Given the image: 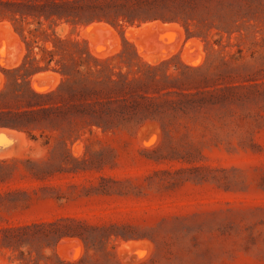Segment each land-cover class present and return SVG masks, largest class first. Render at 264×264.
<instances>
[{"label":"rangeland","instance_id":"1","mask_svg":"<svg viewBox=\"0 0 264 264\" xmlns=\"http://www.w3.org/2000/svg\"><path fill=\"white\" fill-rule=\"evenodd\" d=\"M196 14L189 38L175 21L0 20L8 97L5 71L30 43L36 60L53 61L29 87L57 90L55 62L67 59L58 38L98 59L114 56L123 71L170 61L175 89L215 102L166 119L165 130L146 121L103 132L78 118L29 133L0 128V264H264V0H213ZM78 102L61 93L47 106ZM55 221L77 235L55 246L39 236L3 245L5 228Z\"/></svg>","mask_w":264,"mask_h":264},{"label":"trees","instance_id":"2","mask_svg":"<svg viewBox=\"0 0 264 264\" xmlns=\"http://www.w3.org/2000/svg\"><path fill=\"white\" fill-rule=\"evenodd\" d=\"M212 1L0 0V20L8 19L18 26L27 17H42L47 21L64 20L73 26L101 20L112 24L119 20L130 24L134 21H175L182 22L189 38L192 34L187 28L188 22L193 21L197 15L201 17V14H196L198 7ZM205 9L206 7L203 10ZM14 29L19 28L14 26ZM19 31L22 32L23 29ZM57 41L67 58L55 62L59 66L56 71L63 76L57 90L37 94L29 87V78L36 72L47 70L53 61L52 58L46 60L44 57L36 60L31 55V43L21 64L5 71L6 86L11 88V96H7L8 91L0 92V128L29 133L31 129L39 126L58 129L60 120L78 118L84 124L101 128L103 132L131 129L146 121L159 122L162 130H165L168 126L166 119L173 118L175 114L187 109L196 112L198 108L215 103L210 102V95L208 98L196 97L197 93H184L175 89V84L181 83L175 75L168 73L170 61H162L156 65L142 62L137 64L135 70L128 67L123 71L113 63L114 56L98 59L86 48L79 49L77 41H63L58 38ZM40 51L51 57L52 51ZM40 61L45 63L44 66H39ZM185 69L190 70L188 67ZM61 93L80 102L69 104L64 109L47 106L50 99L60 96ZM74 127L70 123L67 132L71 134L76 131ZM60 144L64 147L63 142ZM27 163L35 165L29 161ZM39 172L43 173L40 170L37 173ZM59 222L5 228L2 231L3 245L15 248L20 245L24 236H39L47 241V245L51 241L55 246L62 237L77 235L67 228L61 230ZM55 262L69 264L58 258ZM34 264L38 262L35 261Z\"/></svg>","mask_w":264,"mask_h":264},{"label":"bare ground","instance_id":"3","mask_svg":"<svg viewBox=\"0 0 264 264\" xmlns=\"http://www.w3.org/2000/svg\"><path fill=\"white\" fill-rule=\"evenodd\" d=\"M156 23H157V22H156ZM4 24L6 25V23H3V25H4ZM153 24H155V23H153ZM0 25H1V24H0ZM102 25H103V24H102ZM147 25L150 26V24H147ZM7 26H8V25H7ZM96 26H99V25H96ZM143 26H144V25H143ZM149 26H147V27H149ZM157 26H158V24L155 26V28H156ZM91 27H92V26H91ZM0 28H1V26H0ZM89 28H90V27H89ZM93 28L95 29V26H94ZM97 28H98V27H97ZM141 28H142V27H141ZM1 29H2V28H1ZM3 29H4V28H3ZM3 29H2V30H3ZM64 29H65V28H64ZM100 29H102V28H101V25H100ZM103 29H105V26L103 27ZM109 29H110V28H109ZM109 29H107V30H109ZM137 29H138V28H137ZM137 29H135V30H137ZM139 29H140V28H139ZM147 29H148V28H147ZM60 30H61V29H60ZM85 30L87 31L88 29H85ZM85 30H84V31H85ZM89 30H90V29H89ZM105 30H106V29H105ZM129 30H130V29H128V32H130ZM144 30H145V29H144ZM64 31H65V30H64ZM86 31H85V32H86ZM91 31H92V30H91ZM109 31H110V30H109ZM131 31H132V29H131ZM140 31H141V30H140ZM89 33H90V32H89ZM17 41H18V40H17ZM17 43H18V42H17ZM91 49H92V48H91ZM92 52H93V51H92ZM99 54H100V53H99ZM99 54H98V55H99ZM95 55H96V54H95ZM103 55H104V54H103ZM47 74H48V73H47ZM49 75H50V74H49ZM49 75H47V76H49ZM56 78H57V77H56ZM44 79H45V78H44ZM33 80H34V79H33ZM36 81H37V80H36ZM39 85H40V83L38 84V86H39ZM14 136H15V135H14ZM15 137H17V139L20 138V137H18V136H15ZM16 141H18V140H16ZM17 143H18V142H17ZM16 145H17V144H16ZM13 146H14V145H13ZM9 149H11V147H10ZM11 150H12V149H11ZM8 151H10V150H8ZM8 151H7V152H8ZM13 151H14V150H13ZM10 152H11V151H10ZM10 152H9V153H10ZM4 153H5V151H4ZM11 153H12V152H11ZM11 153H10V154H11ZM6 154H8V153H6ZM3 155H5V154H3ZM3 155H2V156H3Z\"/></svg>","mask_w":264,"mask_h":264}]
</instances>
